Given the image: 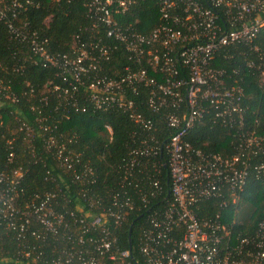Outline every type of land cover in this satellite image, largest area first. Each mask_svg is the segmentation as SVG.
Instances as JSON below:
<instances>
[{
	"label": "built area",
	"instance_id": "2783aa9c",
	"mask_svg": "<svg viewBox=\"0 0 264 264\" xmlns=\"http://www.w3.org/2000/svg\"><path fill=\"white\" fill-rule=\"evenodd\" d=\"M142 1L156 2L160 20L146 32L124 21ZM84 2L91 31L97 29V34H77L69 51L53 50L49 38L28 22H11V34L28 47L34 63L55 69L61 76L63 84H54L48 91L61 95L66 109L120 108L148 136L122 163L120 188L100 193L92 188L96 169L82 161L72 136L55 132L57 123L51 121V114L43 113L49 97L42 95L40 107L34 106L41 114L36 125L19 118V128L29 141L41 138L44 153L60 171L58 177L48 171L49 177L62 179L63 185L27 197L22 187L23 166L0 173V228L12 231L17 259L23 264H264V218L254 231L242 232L234 220L226 223L219 213L202 219L196 212L205 200L219 199L224 207L237 202L250 173L264 174V133L247 120L244 88L215 64L222 50L243 46L255 53L247 65L264 77V50L255 43L264 27V0ZM34 3L0 0V18L9 14L17 18L21 8ZM108 38L120 43L137 66H126L117 76L105 73V61L113 49ZM141 89L147 92L153 117L145 115L131 96ZM0 92L5 99L19 100L5 85ZM211 111L234 130L236 151L231 156L205 152L187 139L189 131ZM156 114L170 129L162 143L150 132L157 125ZM106 128L112 134V127ZM158 154H165L166 160L156 162L155 170L160 165L167 168L170 197L164 208L148 211L136 247L123 248L119 231L137 202L148 206L162 193L160 178L144 188L131 181L141 165L147 166L144 160ZM15 157L12 151L9 161Z\"/></svg>",
	"mask_w": 264,
	"mask_h": 264
},
{
	"label": "trees",
	"instance_id": "16d2710c",
	"mask_svg": "<svg viewBox=\"0 0 264 264\" xmlns=\"http://www.w3.org/2000/svg\"><path fill=\"white\" fill-rule=\"evenodd\" d=\"M34 4H26L21 8L19 17L11 14L0 18V86L9 87L19 97L17 102L5 99L4 92H0V173L10 172L12 168L23 166L26 171L22 187L26 196L34 193H43L56 189L58 184L63 185L62 179H51L48 171L58 177L59 170L53 165V159L44 153L41 138L25 139V131L19 128V118L34 124L37 116L41 115L40 97L48 95L49 103L42 107L44 114H51V121L58 125L55 132H63L74 138L73 146L81 152L83 162L94 166L97 173V182L92 185L98 192H105L107 188L119 187L122 175L121 165L128 158L129 152L142 143L141 139L148 136V131L141 128L130 116V113L120 108L108 110L82 111L69 107L66 109L63 97L58 93L48 91L54 84H63L61 76L52 68L43 67L29 58L30 51L21 42L15 39L10 31V23L21 25L28 22L31 28L48 37L50 46L57 52L69 51L77 34L93 32L91 20L88 17L84 0H34ZM38 3V4H37ZM124 21L140 31H149L160 23L156 2L142 1L134 6L124 17ZM101 30V29H100ZM113 46L111 56L105 61L104 72L117 76L124 72L126 66L136 67L129 58L124 47L107 39ZM255 43L264 50V27L261 29ZM248 52V53H247ZM247 53V54H246ZM255 53L245 47H232L222 50L215 61L219 67L226 69L231 80H237L245 91V102L248 105L247 120L260 134L264 133V77L255 69L247 65V59ZM138 101L140 110L147 116L153 117V111L147 102V92L141 89L138 94H131ZM157 125L150 132L157 134L161 143L170 134L166 123L159 114L155 115ZM59 120V121H56ZM106 125L112 127V134ZM234 130L216 119L213 111L205 114L204 118L196 123L189 131L187 139L194 147L208 153H219L231 156L235 153L233 144ZM34 148V150H33ZM14 151L15 159L9 161V154ZM166 160L165 154L145 159L135 174L133 182L143 187L150 181L160 178L163 187L162 193L153 197L148 206L138 201L137 207L129 215L119 231V242L123 248H133L146 224V215L153 208H164L170 197L171 181L166 167L159 166L155 170V163ZM144 164V162L142 163ZM120 168V169H119ZM63 179L69 181L67 174ZM130 179L125 180L130 183ZM133 188L134 184H130ZM127 186V190L132 188ZM133 188V190H135ZM250 205L249 215L243 222H235L238 231L251 232L257 228L258 222L264 218V174L252 171L245 188L239 193L237 202H230L224 207L219 199L202 201L196 208L197 215L202 218H212L221 214L226 223L232 222V213L242 203ZM182 233V232H181ZM180 235V234H179ZM138 255V254H137ZM18 257V246L12 231L6 232L0 228V264H23Z\"/></svg>",
	"mask_w": 264,
	"mask_h": 264
},
{
	"label": "rangeland",
	"instance_id": "374dc122",
	"mask_svg": "<svg viewBox=\"0 0 264 264\" xmlns=\"http://www.w3.org/2000/svg\"><path fill=\"white\" fill-rule=\"evenodd\" d=\"M250 205L242 202L237 209L232 213V218L235 222H243L249 215Z\"/></svg>",
	"mask_w": 264,
	"mask_h": 264
}]
</instances>
